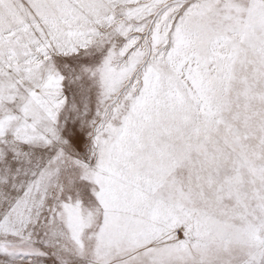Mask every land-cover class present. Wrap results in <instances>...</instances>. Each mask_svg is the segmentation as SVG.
Instances as JSON below:
<instances>
[{"label": "snow or ice", "instance_id": "snow-or-ice-1", "mask_svg": "<svg viewBox=\"0 0 264 264\" xmlns=\"http://www.w3.org/2000/svg\"><path fill=\"white\" fill-rule=\"evenodd\" d=\"M0 264H264V0H0Z\"/></svg>", "mask_w": 264, "mask_h": 264}]
</instances>
